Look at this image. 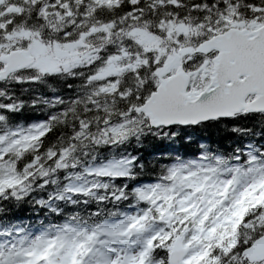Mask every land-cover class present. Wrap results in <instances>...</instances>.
I'll return each mask as SVG.
<instances>
[{"label": "snow or ice", "instance_id": "1", "mask_svg": "<svg viewBox=\"0 0 264 264\" xmlns=\"http://www.w3.org/2000/svg\"><path fill=\"white\" fill-rule=\"evenodd\" d=\"M0 264H264V0H0Z\"/></svg>", "mask_w": 264, "mask_h": 264}, {"label": "trees", "instance_id": "2", "mask_svg": "<svg viewBox=\"0 0 264 264\" xmlns=\"http://www.w3.org/2000/svg\"><path fill=\"white\" fill-rule=\"evenodd\" d=\"M210 139H213L214 142H218L221 147H226V141L228 140H234L236 143L240 142V139L237 137H234L232 134H226L219 138V140H215V138L210 137ZM160 151H171L174 153H180L184 155H192L196 152V147L193 145H185L183 143H177L174 145H161L159 146ZM42 212V210H40ZM33 210L27 205H23L20 208H15L12 205H8V210L5 213V216L8 220H32L36 217L32 214Z\"/></svg>", "mask_w": 264, "mask_h": 264}]
</instances>
